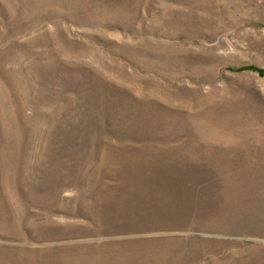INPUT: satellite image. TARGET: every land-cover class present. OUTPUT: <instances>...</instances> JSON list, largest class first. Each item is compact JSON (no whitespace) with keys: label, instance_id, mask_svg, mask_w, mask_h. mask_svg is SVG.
I'll return each mask as SVG.
<instances>
[{"label":"rangeland","instance_id":"1","mask_svg":"<svg viewBox=\"0 0 264 264\" xmlns=\"http://www.w3.org/2000/svg\"><path fill=\"white\" fill-rule=\"evenodd\" d=\"M0 264H264V0H0Z\"/></svg>","mask_w":264,"mask_h":264}]
</instances>
